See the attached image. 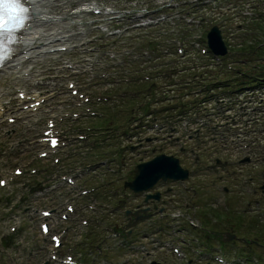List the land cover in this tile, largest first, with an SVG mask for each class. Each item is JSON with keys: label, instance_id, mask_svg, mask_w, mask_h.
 <instances>
[{"label": "rangeland", "instance_id": "1", "mask_svg": "<svg viewBox=\"0 0 264 264\" xmlns=\"http://www.w3.org/2000/svg\"><path fill=\"white\" fill-rule=\"evenodd\" d=\"M244 2H245V0L242 1V4ZM253 3H257V5L255 7L252 6L253 8H255L256 10H260V11L264 12V0H256ZM243 6L244 5H242V7H237L235 9V12H231L234 8H231L230 11H229L227 9V6L224 7L225 11H227V13L224 14V16L227 18V23H225L224 25L220 26V28H221V30H223L224 38H226V40L228 42L230 40L231 41L233 40L232 42H240L241 41V35H246V37H249L248 34L258 32L259 33V37H258L259 41L250 38V41L249 42L247 41L241 48H235L234 47L235 50L237 52H239L240 54H246L249 57L256 56V58H258L259 55H261L263 53V51H264V17L262 18V16L251 15V11H250V13H248L246 16L243 17L240 14V10L245 11L246 9H250V8H246V7L243 8ZM238 14H240L241 16H238ZM260 14H262V13H260ZM208 16H209V14H207L205 17H208ZM263 16H264V14H263ZM200 17H202V15H200ZM261 19H262V21L258 22ZM212 21H210L209 24L207 26H205V27H203V25H204L203 24L204 22H203L201 24V27H198L196 29V31H194V33L198 34V32H202V31L204 32L206 29H208V26L211 23H212V25H213V23H215V24L217 23V25L220 24V22H215L214 20H212ZM247 25L250 26V28ZM254 27H257L258 31L254 30ZM168 36L169 37L167 38L166 35H162V36H160L158 38V41L161 44H163L166 48H168V46L166 44V42H167L166 39H170L171 38L170 34ZM172 37H174V35H172ZM137 41H140V40H137ZM230 57L232 59H235L237 57V55H231ZM203 58H205V56ZM197 59H200V58L197 57ZM254 66H256V65L254 64ZM155 67H156V69H152L151 70L152 71L151 74H152V76L156 77L157 76L156 70H158L157 67H159V66L156 65ZM58 75L60 77L62 76V74H58ZM224 79L225 78L215 76L211 80H208V82L206 84L207 85L209 84L208 88L211 87L212 91L204 92L201 95H198L196 97L194 95H192L191 99L197 101V100L202 99L204 97L208 98V97L212 96V97L215 98V97H217V96H219L221 94L228 95L227 92H226L227 89H225L224 86H219L218 87L216 85L217 83H221ZM159 80H160V78H159ZM161 82H164V80H161ZM148 86H149V84L147 82H145V83H142L141 85L137 86L136 89H133V91H137L136 93L140 94V92H138V91L146 92ZM235 86H237V85H233V86L229 87V89H231V88H233ZM134 102H137V100H134V99L133 100L129 99V100H126V101L123 100V101H120L118 103V106L125 105V104L128 105V104H131V103H134ZM127 108L128 109H132L131 107H127ZM97 110H98V108H97ZM110 110L111 111L117 110V107H111ZM259 121L261 122V125L264 126V116H262V118H259ZM261 125H260V127H261ZM98 128H99V126H96V129H98ZM236 131H237L236 127H232V133H234ZM257 134H259V133H257ZM262 134H263V132H260L259 135H256V137H254V138H257L256 140H254L255 142H259V143L262 144L259 147V149L254 150V151H255V153L261 155V157L263 158L264 157V137H263L262 140L259 139V138H261L260 135H262ZM128 136H129V131H128V128H127L126 124L115 125L108 132H106L105 134H102L98 138V140L95 141L96 149L99 152H105V153H108L109 151H113L114 152V155H112V156H109L108 154H105L102 157V160L106 161V164L103 167H100V168L97 169V173L99 175L102 174V173L113 174V173H115L116 171H118L120 169H124V170L126 169L124 171V174L126 175L125 178H123L124 175H116L117 177H119V182L117 183V185H116V182H115L116 180L114 178H112L113 179V184H112L113 186H111V187L113 189L115 188L118 193H122V190L124 188V186L122 185V181H124V179H127L128 176L133 173L135 163L136 162L137 163L145 162L148 159H151L157 153L158 148H160V145L158 144V142H157L158 145H154L156 143H153L152 145H150L149 146L150 148H148L146 150V152L140 153L139 152L140 148L138 147L133 153L130 154V156H128L127 161L123 165L125 168H123L121 166V163L125 159V157H126L127 153L129 152V150L131 149L130 145H133V142L129 141ZM232 140H233V138H230L231 143H232ZM169 146H171V148L174 149L173 152L175 154L182 153V152H179L177 150V147H175L173 142H169ZM207 146H208V144L204 143L200 147V150L206 149ZM254 147L255 146H253L251 148L253 149ZM152 149H154V151ZM226 153H230V152L226 151ZM188 155L189 156H187L188 159L185 160V164L187 166L192 167L193 162H192V159H191V153H188ZM256 157H257V155H255L253 158H256ZM259 165H262V168L264 169V162H262L261 164H254V165H253L252 162H250L249 164L242 165V166L245 169L249 167V170H252V168H254V167H255V169H258L260 167ZM243 171H244V169L242 170V174H240L239 177H241V176L243 177V174L245 173V171H244V173H243ZM239 177L236 176V178H238V179H239ZM210 179L211 180L212 179H217V177L216 176H211ZM258 180H259V177H253V180L252 181L249 180V182H248L250 185H245L244 186V190H243L244 191V195L243 194H240V195L236 194V195H239L238 196L239 198L236 195H234L236 197H232L234 200L231 202L233 204V207H231V210H232V212H235V217L236 216L238 217V219L237 218H234V219L242 220L245 223H247L248 225L254 223L255 221H257L259 223V225L257 227V230H255V231L258 234H260L261 237L264 238V207L260 206L259 204L254 203L256 200H258L259 203L261 202L264 205V194H262L261 192H259L257 190V192L254 195L251 194L252 196L251 195L250 196H246V195L250 194V191L252 190V187H254V189H255L256 185L258 186L260 184V181H258ZM198 182H201V180H199L197 177H194V176H190V178L188 180H186L188 188H189V186H194V184H197ZM90 185H91V183L88 182L87 186H90ZM238 187L236 189H233V191L237 193L239 191ZM201 194H202V192H201ZM194 196L195 195L192 192H190V194L188 195L189 202L191 203V205L193 204ZM243 196H246V197H244L245 199L241 198ZM129 197H131V196H126V199L129 200L130 199ZM114 199H115L114 200L115 203H118V201L120 200L119 198H118L119 199L118 200L115 197H114ZM143 199H144V196H141L135 201V203L139 204L140 202L143 201ZM243 199L246 200V201H250V204L249 205L245 204ZM205 201L206 200L201 199V197H199L197 199V201H196V205H200V204L204 203ZM191 210H193V212L199 218L204 220V223L207 222L208 220L211 221L212 217H214V215H211V213H210V208H207V207H204V206H201V205H200L199 209H196V210L193 209V207L191 206ZM222 214H223L222 212L218 211L216 213V216L217 215H222ZM116 217H118V216H115L114 218H116ZM219 218L221 219V216H219ZM251 226L253 228H255V226H253V225H251ZM188 230L190 232L188 233L187 237L199 235L197 230L190 229V228H188ZM198 239H199V243L202 244V245L199 246V249H203V246H204L203 239H202L201 236ZM235 248H236L235 252H232V254L228 257V259L230 257H236V258L239 257L240 258V257L243 256L244 252L246 251V246L242 242H236L235 243ZM256 253L261 256L262 261L264 262V253H261L258 250L256 251Z\"/></svg>", "mask_w": 264, "mask_h": 264}, {"label": "snow or ice", "instance_id": "2", "mask_svg": "<svg viewBox=\"0 0 264 264\" xmlns=\"http://www.w3.org/2000/svg\"><path fill=\"white\" fill-rule=\"evenodd\" d=\"M30 19V8L25 6L24 0H0V53L19 42L17 33L29 25ZM10 59L11 55H0V68L6 66ZM51 143L55 146L57 141L53 139ZM4 183L5 181L0 180V186ZM44 231H48L47 226Z\"/></svg>", "mask_w": 264, "mask_h": 264}, {"label": "bare ground", "instance_id": "3", "mask_svg": "<svg viewBox=\"0 0 264 264\" xmlns=\"http://www.w3.org/2000/svg\"><path fill=\"white\" fill-rule=\"evenodd\" d=\"M45 17H46L45 13L43 11H37L36 10V18H39V20H40V19L45 18ZM33 37H35V35L33 33L30 34L29 38L31 39Z\"/></svg>", "mask_w": 264, "mask_h": 264}, {"label": "water", "instance_id": "4", "mask_svg": "<svg viewBox=\"0 0 264 264\" xmlns=\"http://www.w3.org/2000/svg\"><path fill=\"white\" fill-rule=\"evenodd\" d=\"M146 167H145V165H141V166L138 167V170H137L138 173L136 174L137 179H138L139 175L141 174V172H143V170H145ZM152 180H155V178L152 179ZM136 183H138V182L136 181Z\"/></svg>", "mask_w": 264, "mask_h": 264}]
</instances>
